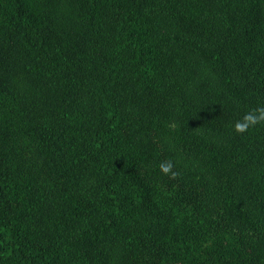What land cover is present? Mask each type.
Wrapping results in <instances>:
<instances>
[{"label":"trees","instance_id":"1","mask_svg":"<svg viewBox=\"0 0 264 264\" xmlns=\"http://www.w3.org/2000/svg\"><path fill=\"white\" fill-rule=\"evenodd\" d=\"M258 108L264 0H0V264H264Z\"/></svg>","mask_w":264,"mask_h":264},{"label":"clouds","instance_id":"2","mask_svg":"<svg viewBox=\"0 0 264 264\" xmlns=\"http://www.w3.org/2000/svg\"><path fill=\"white\" fill-rule=\"evenodd\" d=\"M261 122H264V108H258L252 111L247 112L242 120L237 121L234 125V131L237 134H242L247 132L250 128L260 124ZM173 164L171 162H168L166 164L160 165V171L168 175L171 173L172 176H175L176 173L172 172Z\"/></svg>","mask_w":264,"mask_h":264}]
</instances>
